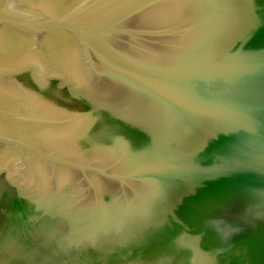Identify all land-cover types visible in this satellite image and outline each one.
Here are the masks:
<instances>
[{
    "label": "water",
    "instance_id": "1",
    "mask_svg": "<svg viewBox=\"0 0 264 264\" xmlns=\"http://www.w3.org/2000/svg\"><path fill=\"white\" fill-rule=\"evenodd\" d=\"M0 264H264V0H0Z\"/></svg>",
    "mask_w": 264,
    "mask_h": 264
},
{
    "label": "flooded vegetation",
    "instance_id": "2",
    "mask_svg": "<svg viewBox=\"0 0 264 264\" xmlns=\"http://www.w3.org/2000/svg\"><path fill=\"white\" fill-rule=\"evenodd\" d=\"M61 103H62V102H61ZM61 103H60L59 105H62V104H63V105H65L66 107H69V108H72V107H73V105H70V106H69V105L66 104V103H62V104H61ZM57 104H58V103H57Z\"/></svg>",
    "mask_w": 264,
    "mask_h": 264
}]
</instances>
